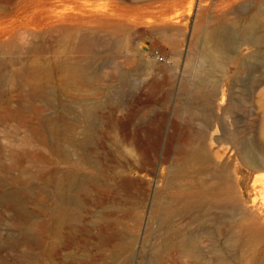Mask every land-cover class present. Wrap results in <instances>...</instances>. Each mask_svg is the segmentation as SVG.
<instances>
[{
  "label": "rangeland",
  "instance_id": "obj_1",
  "mask_svg": "<svg viewBox=\"0 0 264 264\" xmlns=\"http://www.w3.org/2000/svg\"><path fill=\"white\" fill-rule=\"evenodd\" d=\"M205 2L0 0V198L7 192L16 194L9 202L0 199V264H79L80 260L88 263L90 259L100 262L97 257H92L99 251L96 246L106 249H112V246L99 238L98 226L104 225V218L116 219L119 213L116 208L136 205L121 199L100 200V204H87L88 207L80 210L56 198L55 179L62 175L59 170H73L78 165L87 171L98 170L79 156L76 142L41 136L37 116L39 103L33 96L35 79L30 78L29 85L24 82L26 77L40 75L39 66L47 59L58 58L65 63L68 58L81 59L88 72L99 68L101 83L103 78L104 84L116 87L122 86L115 77L107 78V71L114 76L120 71L127 72L142 93H146L144 84L150 80L161 82L166 74H172L170 95L166 98L159 93L158 104L150 112L154 123L160 126L159 147L153 169L137 173L145 174L149 185L142 203L135 207L140 209L139 219L126 218L135 228V244L122 264H148L152 248L158 241V224L150 217L152 193L169 172L171 156H165L164 148L167 140L175 139L178 127L189 125L192 130H205L207 148L216 161L213 160L226 164L221 165L229 169L240 196L241 206L236 211L242 217L258 218L259 224L264 226V168L254 169L241 158L243 147L253 148L254 162L264 158V81L260 83L264 80V60L260 54L264 52V43L258 47H241L240 57L253 51L258 54L238 74H235V53H228L224 72L217 81L218 95L225 93L222 104L218 95L212 98L214 96L208 93L210 89L206 86L210 83L199 89L201 93L206 89L208 94L198 91L200 95L195 96L191 83L204 73L196 69L199 63L193 45L202 39L205 28L222 14L221 10ZM226 14V17L231 16ZM167 23L175 27L168 28ZM90 38L96 42L93 44ZM184 66L189 67L186 81L183 80ZM183 88L187 90L183 91ZM105 95L106 92H101L97 99L102 100ZM17 106L23 110L12 111ZM42 107L44 122L55 119L58 124L63 122L57 118L62 107L49 103ZM77 109L67 110L69 117L76 115ZM23 111L31 116L26 126L20 124ZM99 113L104 122L113 117L121 120V110L106 107ZM174 139L173 144L176 143ZM181 169L176 167L174 174L180 173ZM197 169L193 159L186 161V171L190 175L201 176ZM19 205L28 212L27 220L15 215ZM60 206L79 209L78 231H71L67 224L73 219L62 222L57 235L49 229L48 221L58 215ZM240 209H247V212ZM180 216L173 218L176 227L186 225V219ZM242 217L234 221H240ZM210 218L205 226L218 228L219 223L212 220L215 217L211 214ZM189 227L193 231L198 229L194 223ZM230 231L225 232L226 237ZM200 243L204 249L212 240L201 236ZM214 244H218L234 264H250L252 248L256 249L255 257L264 248V243L255 245L243 243V240L228 246L223 237ZM205 254L201 258L203 262H197L192 255L177 253V261L173 264H217L212 253Z\"/></svg>",
  "mask_w": 264,
  "mask_h": 264
},
{
  "label": "bare ground",
  "instance_id": "obj_2",
  "mask_svg": "<svg viewBox=\"0 0 264 264\" xmlns=\"http://www.w3.org/2000/svg\"><path fill=\"white\" fill-rule=\"evenodd\" d=\"M205 1L212 8L221 10L222 14L205 28L202 39L193 45L196 46L193 50H196L194 54L197 55L199 63L196 69L198 72H203L204 76L198 79L197 76L195 77L196 80L191 83L193 84L191 91L195 96L196 94L199 96L206 91L205 89L201 93L199 89L210 83L213 85L210 86L212 88L208 87L210 84L206 88L210 89L208 93L210 92L211 97L216 98L219 86L217 81L224 72L228 53L230 51L235 53V74H238L249 61H252L255 54H258L257 51V53L253 51L246 57H240L241 47H258L260 43H264V0ZM226 13L231 16L226 17ZM173 25H168V28ZM91 41L93 44L96 42L94 38ZM260 54L264 60V52ZM60 60L58 58L54 61L44 60L39 66L40 75L25 78V85H29L30 78L35 79L33 96L39 103L38 128L44 139L62 138L76 142L79 156L91 162L98 171H87L80 165L73 170H59L62 175L55 179V196L59 201L75 205L80 210L88 207L87 204L98 205L101 203L100 200L121 199L126 203L136 204L132 207L116 208L119 212L117 218L114 220L104 218V225L98 226L99 238L112 246V249L96 246L99 251L92 257H97L100 262L90 259L88 263H83V260L79 263L122 264L129 257L130 250L135 244V228L131 227L126 218L139 219L140 209L135 207L142 203L149 185L145 174L137 173L153 169L159 147L160 126L154 123L150 112L158 104L159 93L166 98L170 95L172 88L169 82L172 74H166L162 83L159 82L160 80H150L144 84L147 87L146 93H142L138 91L139 86L131 81L127 72L120 71L114 76L108 73L109 70L107 71L106 77H115L122 86L116 87L104 84L103 78L102 84L98 78L102 76L99 68L95 67L88 72L81 59L68 58L67 63ZM188 72L189 67L184 66L185 81ZM262 81L264 80L260 83ZM186 88H183V91L187 90ZM101 92H106V95L104 99L99 100L97 94ZM224 94L222 92L220 96L218 95L221 104L224 101ZM63 95H66V98ZM48 103L62 107V111L57 115L58 119L63 120L61 124L57 123V119L47 122L42 120L44 111L42 106ZM183 103L186 104L184 100ZM188 105L187 103L186 107ZM77 107L76 115L69 117L67 110H74ZM106 107L114 111L121 110V120L117 121V118L113 117L108 122H104L99 112ZM17 109L23 110L21 106H17L12 108V111ZM30 120V114L23 111L20 124L26 126ZM175 136V139L172 137L166 141L164 148L165 156H171L169 172L160 180L158 187L152 193L150 217L158 224V241L152 248L148 264H173L177 261V253L192 255L197 262H203L201 258L205 253H212L217 264H234L224 255L225 251L214 242L223 237L224 244L228 246L236 245L238 240H243V243L261 244L264 243V226L259 224L258 218L242 217L241 213L236 211L241 206L240 196L229 176V169L222 166L226 164L215 162L213 153L208 150L205 130H192L186 125L178 127ZM173 139L176 140L175 144L172 143ZM193 143L195 145H192ZM251 149L244 147L241 149L243 162L254 169L264 168V158L262 157L260 162H254L252 155L255 153L254 150L251 152ZM189 159L197 162L196 172H200L201 176L190 175L186 171V161ZM176 167L183 169L180 173L174 174ZM15 197L16 194L7 192L0 199L9 202ZM228 205L231 207L229 208ZM79 209L60 206L58 215L48 221L49 229L57 235L61 223L73 219V222L67 224L71 231H78ZM240 210L247 212V209ZM108 213H111V210H108ZM211 214L215 217L212 220L219 223L218 228L209 229L205 226L206 221L211 219ZM15 215L27 220L29 214L19 205ZM177 215L186 219L185 226L174 225L173 218ZM239 217H242V220L234 221ZM191 223L197 224L198 229L191 230L189 227ZM229 229L231 231L226 237L225 232ZM201 236L212 240V243L204 249L200 243ZM261 251L258 257H255L256 249L252 248L250 264L264 263V248Z\"/></svg>",
  "mask_w": 264,
  "mask_h": 264
}]
</instances>
